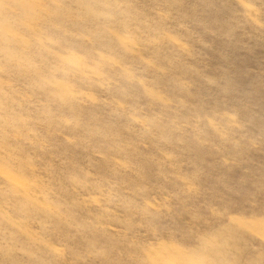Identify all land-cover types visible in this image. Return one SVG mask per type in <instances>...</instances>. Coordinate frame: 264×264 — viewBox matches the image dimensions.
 Returning a JSON list of instances; mask_svg holds the SVG:
<instances>
[{
	"label": "rangeland",
	"instance_id": "rangeland-1",
	"mask_svg": "<svg viewBox=\"0 0 264 264\" xmlns=\"http://www.w3.org/2000/svg\"><path fill=\"white\" fill-rule=\"evenodd\" d=\"M0 264H264V0H0Z\"/></svg>",
	"mask_w": 264,
	"mask_h": 264
}]
</instances>
